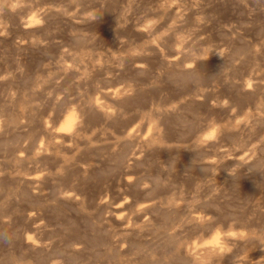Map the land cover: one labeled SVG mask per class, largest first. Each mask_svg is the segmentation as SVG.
<instances>
[{"label": "rangeland", "instance_id": "obj_1", "mask_svg": "<svg viewBox=\"0 0 264 264\" xmlns=\"http://www.w3.org/2000/svg\"><path fill=\"white\" fill-rule=\"evenodd\" d=\"M115 263L264 264V0H0V264Z\"/></svg>", "mask_w": 264, "mask_h": 264}, {"label": "bare ground", "instance_id": "obj_2", "mask_svg": "<svg viewBox=\"0 0 264 264\" xmlns=\"http://www.w3.org/2000/svg\"><path fill=\"white\" fill-rule=\"evenodd\" d=\"M183 16V15H182ZM171 22V21H170ZM33 22H31V21H28V22H25L24 23V25H27L28 27L32 24ZM32 28V27H31ZM34 28V27H33ZM23 29L25 30V29H27V27H23ZM194 30V29H193ZM239 54H240V52H239ZM170 65V64H169ZM197 74V73H196ZM55 81V80H54ZM51 82V81H50ZM52 93V92H51ZM115 93L116 92H114V93H110L109 91L106 93V95L107 96H114L115 95ZM105 94V93H104ZM97 99V98H96ZM99 101V100H98ZM99 111V110H98ZM73 112V111H72ZM101 112V111H100ZM75 116H74V114H69L67 117H66V119H65V121H64V123H63V129H61L60 131V133H59V135L61 136V137H63L64 138V136H68L66 139H68L69 137H71V136H73L72 134H71V131H72V129L74 128V126H75ZM187 124V123H186ZM89 127V126H88ZM81 130V129H80ZM39 133V132H38ZM78 133V132H77ZM57 134V133H56ZM109 135V134H108ZM70 139V138H69ZM63 140V139H62ZM71 140V139H70ZM64 142H66V141H64ZM64 147V146H63ZM131 148V147H130ZM112 150V149H111ZM67 151H69V150H67ZM29 152V151H28ZM124 154V153H123ZM224 154V153H223ZM226 155V154H225ZM109 158V157H108ZM124 159V158H123ZM121 164V163H120ZM142 166V165H141ZM258 168V167H257ZM122 172V171H121ZM92 178V177H91ZM155 178V177H154ZM60 179V178H59ZM36 181H38L35 177H33V178H28V183H30V184H34V183H36ZM34 190V189H33ZM72 192V191H71ZM121 193V192H120ZM69 199H70V202H71V200H72V198H71V196L70 197H68V201H69ZM92 199V198H91ZM140 201V200H139ZM173 209V208H172ZM120 210V209H119ZM170 210V209H169ZM113 211V210H112ZM186 212V211H185ZM116 213V212H115ZM118 213V212H117ZM112 215H115V214H112ZM117 215V214H116ZM115 215V216H116ZM122 215V214H121ZM167 215V214H166ZM118 217V216H117ZM121 216H119V218H120ZM180 217V216H179ZM146 219V218H145ZM200 219V218H199ZM122 220V219H121ZM181 220V219H180ZM201 220V219H200ZM124 221H126V220H124ZM164 221V220H163ZM121 224V223H120ZM122 224H123V222H122ZM261 224V223H260ZM124 225V224H123ZM176 226V225H175ZM149 228H150V226H149ZM167 229V228H166ZM157 231V230H156ZM118 235V234H117ZM139 238V237H138ZM217 238V237H216ZM102 239V238H101ZM114 240V239H113ZM142 241V240H141ZM27 242L28 243H32L30 240H29V238H27ZM78 243V242H77ZM247 244V243H246ZM31 245V244H30ZM137 246V245H136ZM248 248V247H247ZM176 249V248H175ZM131 250V249H130ZM255 255V254H254ZM99 256H101V255H99ZM177 256V255H176ZM182 256V255H181ZM184 257V256H183ZM148 258V257H147ZM145 260V259H144ZM150 261V260H149ZM242 261V260H241ZM116 264V263H115Z\"/></svg>", "mask_w": 264, "mask_h": 264}]
</instances>
